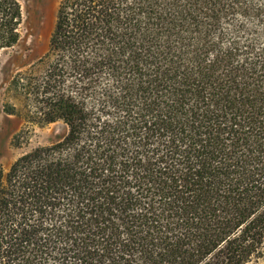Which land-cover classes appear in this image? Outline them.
Returning <instances> with one entry per match:
<instances>
[{
	"label": "trees",
	"instance_id": "trees-1",
	"mask_svg": "<svg viewBox=\"0 0 264 264\" xmlns=\"http://www.w3.org/2000/svg\"><path fill=\"white\" fill-rule=\"evenodd\" d=\"M11 84L67 132L0 168V264L264 257V0H59Z\"/></svg>",
	"mask_w": 264,
	"mask_h": 264
},
{
	"label": "rangeland",
	"instance_id": "rangeland-1",
	"mask_svg": "<svg viewBox=\"0 0 264 264\" xmlns=\"http://www.w3.org/2000/svg\"><path fill=\"white\" fill-rule=\"evenodd\" d=\"M24 20L19 42L0 53V168L7 170L35 147L60 140L67 132L63 121L38 123L29 118L23 97L12 87L14 75L29 68L49 47L59 0H19ZM14 105L15 112L6 110ZM249 264H264V257Z\"/></svg>",
	"mask_w": 264,
	"mask_h": 264
}]
</instances>
